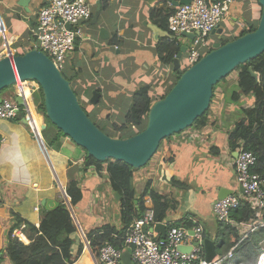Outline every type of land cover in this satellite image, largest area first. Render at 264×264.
Returning a JSON list of instances; mask_svg holds the SVG:
<instances>
[{"label": "crops", "instance_id": "crops-1", "mask_svg": "<svg viewBox=\"0 0 264 264\" xmlns=\"http://www.w3.org/2000/svg\"><path fill=\"white\" fill-rule=\"evenodd\" d=\"M89 2L92 4V15L83 24L82 37L77 38L73 51L65 59H69L66 67V61L63 62V69L80 104L85 103L86 106H83L93 115L110 123L111 109L97 104L102 101L108 105L123 104L128 111L135 91L143 86L149 88L151 104L161 98L173 86L179 72L189 66L185 51L179 59L178 70H175L173 60L165 63L161 59L159 46L178 45L180 49L185 44L187 48L191 39L176 41L168 30V17L180 0ZM43 4L44 0H27L24 7L19 5V0H0L3 21L0 26V53L3 50L2 35L13 36L16 53L34 48L33 30L37 25V12ZM246 4L245 0H234L218 27L222 31L229 26L237 28L231 39L242 31H248L249 24L250 27L251 24L257 25L255 21L259 20L261 8L258 1L252 4L247 0ZM94 19L95 22H92ZM237 22L244 23L246 28L242 30ZM100 28H104L108 36H100ZM209 46L208 49H213L211 44ZM91 91L98 94L92 102L89 101ZM234 91H237V72L230 73L213 93L203 122L171 135L168 147L171 160L157 150L146 165L133 171L135 198L142 195L146 211H153L150 191L165 204L164 217L157 223L162 224L166 232L170 227L187 228L189 237L182 245L185 250H190L195 242L193 227L201 226L203 237L210 238L216 245L215 257L221 256L219 249L223 254L229 249L224 251L222 245L218 247L221 226L212 205L226 195L241 193L235 180L234 160L238 149L243 148V142L238 139L231 144L229 134L241 118L242 110L252 107L254 102L253 97L242 94L238 100H232ZM15 92L17 86L12 85L1 96L15 99ZM156 92L159 96L153 95ZM88 103L94 105L89 108ZM36 110L38 126L34 128L24 121V111L14 118L0 119V264H13L7 248L9 241L6 234L10 228L18 221L25 224L29 240L25 244L17 240L24 245L29 244L33 233L27 224L38 228L43 213L53 210L59 204V197L64 200L77 229L70 234L73 243L66 264H101L90 247L86 233L102 231L104 227L123 228L120 195L117 198V191L111 188L106 165L85 166L83 149L68 136L57 135L58 139L52 147L45 143L43 130L47 129L53 136L55 130L37 107ZM123 122H112V127L119 128ZM43 124L45 127L42 129ZM127 130L130 129L117 130L113 137L133 135L130 134L132 130ZM69 180L77 181L82 194L75 206L71 205L65 190ZM155 225V237L160 238L162 228L155 230ZM232 225L241 235L243 226ZM199 249L205 257L204 247L199 245Z\"/></svg>", "mask_w": 264, "mask_h": 264}, {"label": "built area", "instance_id": "built-area-1", "mask_svg": "<svg viewBox=\"0 0 264 264\" xmlns=\"http://www.w3.org/2000/svg\"><path fill=\"white\" fill-rule=\"evenodd\" d=\"M233 1L190 0L179 4L169 15L168 30L176 41L185 38L183 33L195 34L190 38L186 48L188 66L197 62L207 52L206 49L210 47L207 41L209 34L226 18ZM91 6L89 0H44L43 6L38 10L37 25L33 30L34 48L43 51L59 70L63 69V62L73 51L77 38L82 37L83 24L92 15ZM237 23L242 30L246 28L244 23ZM2 25L3 21L0 17V26ZM13 39V36L2 35L3 50L0 58L16 54ZM14 86H17L15 95L21 98L22 104H18L14 97L0 96V119L14 118L19 112L24 111L27 124L31 128L38 126L36 121L38 112L33 104L32 93L38 90L40 85L34 80H22ZM256 163L257 158L253 152L240 147L234 160V171L241 193L226 195L212 205L217 221L228 224L233 223L230 211L243 202L255 209V220L236 225L243 226L240 232L241 240L248 233L264 226V179L259 173L252 171ZM156 223L152 210L134 219L127 226L122 248H117L108 242L101 246L98 255L100 263L119 264L121 253L129 248L133 264H194L195 261L198 264H221L232 257L236 247L234 245L224 255L206 261L204 257H200L199 245H192L188 252L180 249L189 237L187 228L170 227L165 237L158 238L153 231ZM192 236L195 242L202 241L204 239L202 227L199 225L193 227ZM11 237L24 244L27 243L29 238L25 232V224L14 227Z\"/></svg>", "mask_w": 264, "mask_h": 264}, {"label": "water", "instance_id": "water-1", "mask_svg": "<svg viewBox=\"0 0 264 264\" xmlns=\"http://www.w3.org/2000/svg\"><path fill=\"white\" fill-rule=\"evenodd\" d=\"M26 1L19 0V5L26 7ZM189 1L180 0L179 4ZM257 1L261 13L256 27L211 49L182 71L170 90L150 105L145 127L129 137H112L102 131L79 103L70 80L39 49L32 48L22 54L0 58V91L18 81H37L43 93L45 116L81 147L83 153L99 161L114 158L133 168H140L157 152L162 139L190 127L195 119L207 111L213 96V87L221 79L227 77L238 65L249 62L264 52V0ZM92 22H95V19ZM214 32L221 34L223 31L217 28L212 31ZM99 33L100 36H108L104 28H100ZM182 35L193 38L195 34ZM185 51L186 46L182 44L173 59L175 70H178L179 59ZM248 69L250 74L257 78V73L252 67ZM96 95L98 94L93 91L89 101H95ZM15 101L22 104L18 96ZM24 121L26 122V119ZM44 127L43 124L41 128ZM115 196L119 198L117 192ZM160 227L163 238L166 234L163 225L157 223L155 230ZM193 245L204 247L206 261L217 255L216 245L208 237L199 243L194 242ZM180 249L183 252L191 250H185L182 246ZM119 264H133L129 248L121 253Z\"/></svg>", "mask_w": 264, "mask_h": 264}, {"label": "trees", "instance_id": "trees-1", "mask_svg": "<svg viewBox=\"0 0 264 264\" xmlns=\"http://www.w3.org/2000/svg\"><path fill=\"white\" fill-rule=\"evenodd\" d=\"M255 27L256 24H251V28H249L248 31ZM244 32L246 31H242L240 34ZM226 41L228 40H224L221 44ZM178 48V45H174V47H171L168 44L160 45L159 52L161 53V59L165 63H170L173 60L174 55L178 52ZM210 50L211 49H208L207 51ZM22 53L23 52H17L16 54ZM250 66L258 74V78H254L250 74L248 69ZM181 72H179V74ZM235 72H237V91L232 93L231 99L236 101L242 94L245 97H253L254 102L252 107L242 110L243 114L241 118L237 120L233 130L230 132L229 140L231 144H234L240 139L243 142L241 146H243L244 149L253 152L257 158V163L252 171H256L261 178L264 179V52L251 59L249 62L238 65ZM223 79H221V81ZM219 83L213 87V93L215 92V87ZM11 87L12 86L6 87L3 90L5 91ZM148 89L147 86H143L135 91L133 95V103L125 114L124 122L119 128L116 127V130L128 128L133 131L130 134H134L145 127L147 112L152 102ZM2 91H0V93ZM33 101L37 109L44 114L45 121L48 125L52 126L55 130L54 136L53 133H50L47 129H44L42 132L45 143L52 147L55 140L58 139L57 135L63 133L45 116L43 93L40 88L37 92L33 93ZM205 115L206 112L195 119L192 125L203 122L206 118ZM131 126L134 127L132 128ZM99 128L101 129V127ZM101 130L104 131L103 129ZM105 133L109 136H114V134ZM123 137L125 138L126 135L120 136V138ZM170 138L171 136L162 139L158 147V150H160L168 160H171L172 158L170 149L168 148ZM84 156L85 166L106 165L111 188L113 191H117L120 195V215L124 223L123 228L120 230L111 227H104L102 231L96 230L86 233V238L89 241L93 253L98 256L99 250L105 242H108L117 248H122L127 226L134 218L140 217L144 214L146 207L141 198L142 195L138 199L135 198L136 193L133 187L134 168L132 166L114 158L99 161L86 153ZM65 190L71 205L75 206L82 198L77 181L69 180ZM150 197L153 200L154 218L156 221H161L164 217L165 204L160 201V197L153 191H150ZM58 200L59 204L53 210L43 213L38 228L32 224H27L28 228L33 233V235L30 236L31 240L29 244L24 245L17 239L11 237L12 229L18 227L20 221L16 222L10 228L6 234L9 241L7 248L8 257L13 264H66L69 257V250L73 243L70 234L77 229L64 200L61 197H59ZM230 218L235 224L253 221L255 220V209L252 208L250 204L243 202L240 206L238 205L237 208L230 211ZM233 223L228 224L220 222L221 227L218 231L217 238L218 247L220 248L222 245L224 251H226L236 245L232 252V257L224 260L221 264H258L259 255L263 252L262 244H264V226L248 233L247 236L241 240V235H239L238 230L232 225ZM27 237L29 238V236ZM218 252L220 255H224L222 250L219 249ZM200 256L202 257V254H200ZM1 259L2 255H0V260ZM194 264H198V262L195 261Z\"/></svg>", "mask_w": 264, "mask_h": 264}, {"label": "rangeland", "instance_id": "rangeland-1", "mask_svg": "<svg viewBox=\"0 0 264 264\" xmlns=\"http://www.w3.org/2000/svg\"><path fill=\"white\" fill-rule=\"evenodd\" d=\"M246 1L247 0H245V4H246ZM249 1L252 4L256 3V0H249ZM255 23H259V22L255 21ZM236 33H237V28L229 26V27H226L225 31H223L221 34H212V33H210L209 36H208V40H209L210 44L212 45V48L214 49V48L220 46L221 43L224 42V40L231 39ZM183 40H185V42H186L187 40H189V38H184ZM68 60L69 59L65 60L66 62H64L65 63V67L67 65ZM61 71H62V73H64V75H66L65 74V69H62ZM234 72H235V70H233L231 73H234ZM224 80H226V77L215 87L214 91H216V89L219 88L224 83ZM6 91L7 90H5V91L3 90L0 93V95H4ZM153 95L154 96H159L158 92L154 93ZM161 97H162V95H161ZM78 101H80V100H78ZM83 105L86 106L85 103H81V106H83ZM93 105L94 104H92V103H88L89 108H91ZM97 106H105V107H109L111 109L110 110V113H111V115H110V123L108 121H105V120H102V119L98 118L97 115H93L88 110V108H86L84 106L83 107H84V110H86L88 112L89 117H91L92 121H94L96 123V125L99 124L98 126L101 127V129H103L104 131H106V132H108L110 134L116 133L115 131H117V130L114 127H112V125L114 124L112 122H115V123H122L123 122V119H125L124 115L127 112V110H125V105L118 104V103H113V105H111V104L108 105V103H106V101H102V102H100V104H97ZM127 131H130V130H127ZM125 132H126V130H125ZM262 248L264 250V244H262ZM261 257L259 259V263L258 264H260L261 262H264V254Z\"/></svg>", "mask_w": 264, "mask_h": 264}, {"label": "bare ground", "instance_id": "bare-ground-1", "mask_svg": "<svg viewBox=\"0 0 264 264\" xmlns=\"http://www.w3.org/2000/svg\"><path fill=\"white\" fill-rule=\"evenodd\" d=\"M260 264H264V262H261Z\"/></svg>", "mask_w": 264, "mask_h": 264}, {"label": "clouds", "instance_id": "clouds-1", "mask_svg": "<svg viewBox=\"0 0 264 264\" xmlns=\"http://www.w3.org/2000/svg\"><path fill=\"white\" fill-rule=\"evenodd\" d=\"M62 72V71H61Z\"/></svg>", "mask_w": 264, "mask_h": 264}]
</instances>
